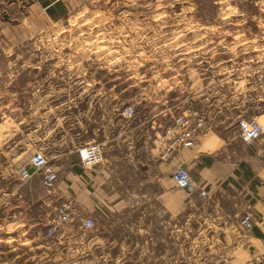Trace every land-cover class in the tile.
Listing matches in <instances>:
<instances>
[{
  "label": "rangeland",
  "instance_id": "1",
  "mask_svg": "<svg viewBox=\"0 0 264 264\" xmlns=\"http://www.w3.org/2000/svg\"><path fill=\"white\" fill-rule=\"evenodd\" d=\"M50 1L0 0V264L245 262L238 176L261 177L264 133L239 121L264 116V0H59L57 19ZM184 112L203 117L192 143L227 140L237 187L183 163L191 188L163 191L179 163L157 137ZM35 153L87 175L81 203L22 177Z\"/></svg>",
  "mask_w": 264,
  "mask_h": 264
},
{
  "label": "crops",
  "instance_id": "2",
  "mask_svg": "<svg viewBox=\"0 0 264 264\" xmlns=\"http://www.w3.org/2000/svg\"><path fill=\"white\" fill-rule=\"evenodd\" d=\"M58 1L59 0H51L49 3L45 4L44 7H46V9L49 6L53 7L51 3H57ZM197 145L191 143L190 146H184L179 150H172L166 154H163L161 151V156L167 154L169 157L171 156V168L180 162L184 164L191 163L193 165L194 163L198 165L199 175L196 176V183L200 186L212 187V189L221 188L222 183L227 178L228 185L233 188L237 187V184L235 183L237 180L236 178L244 176L242 179L245 182V185L248 188L252 187L251 197H253V200H250V197L248 198L247 190L242 188L239 189L238 196L240 197L241 195L243 197V201L239 208L245 207V209L247 208V212L251 213L253 227L251 229H244L246 230L244 233V243L246 244L247 250H244L245 256L243 259L245 258V262L239 264H264V243L262 241V236L264 234V166L260 168L259 173L261 177H257L256 180L250 181L249 175L243 173L239 174L237 177L233 173L237 168V162L231 160L227 156H222L223 149L227 146L226 139L221 138L216 133L210 132L204 135L203 145L201 141ZM205 154L210 157H206ZM204 159H207L209 163L206 162L205 164L203 162ZM66 167L67 166L62 164L55 165L54 169L58 172V180L53 187L48 188L50 189L49 192L53 197L63 198L69 203L75 201L81 203L82 198L85 196L84 185L87 175H84L81 170H67ZM250 168L253 169V167ZM170 175L171 173L167 175L163 174V176H159L157 179L164 192L175 193L176 190L173 184V179ZM179 203L180 202H178V204ZM172 206H177L176 201L173 202Z\"/></svg>",
  "mask_w": 264,
  "mask_h": 264
},
{
  "label": "built area",
  "instance_id": "3",
  "mask_svg": "<svg viewBox=\"0 0 264 264\" xmlns=\"http://www.w3.org/2000/svg\"><path fill=\"white\" fill-rule=\"evenodd\" d=\"M191 114H194L190 116ZM203 117L198 115L197 112L182 113L173 118L172 123L167 127L166 131L157 137L159 142L165 144L163 154L172 150H179L180 148L190 145L193 142L194 136L202 128ZM239 127L241 137L247 141H253L260 137L264 133V116L261 121L257 119L240 120ZM79 155L81 163L84 167H90L91 165L99 162L102 159V149L100 144H91L79 149ZM29 167H33V172H38L40 175L41 183L51 188L58 180V172L54 169L53 165L49 162L48 158L42 153H35L29 163L21 172L22 177H29L31 172ZM171 177L174 180L177 187L181 189H190L194 183V179L191 176L188 168L180 162L172 171ZM61 212L64 213L61 208ZM86 226H91L93 220L88 218L84 221ZM241 226L243 229H251L253 227L252 216L249 213H245L242 217ZM264 243V234L262 236Z\"/></svg>",
  "mask_w": 264,
  "mask_h": 264
},
{
  "label": "trees",
  "instance_id": "4",
  "mask_svg": "<svg viewBox=\"0 0 264 264\" xmlns=\"http://www.w3.org/2000/svg\"><path fill=\"white\" fill-rule=\"evenodd\" d=\"M57 4H60V2L58 1ZM52 9H53L52 6L47 7V12L49 13V15H50L51 17H53L54 19H57V17H56V16L54 15V13L52 12ZM63 14H64V12H63ZM74 169L77 170V171H80V170H81V169H76V168H74Z\"/></svg>",
  "mask_w": 264,
  "mask_h": 264
},
{
  "label": "water",
  "instance_id": "5",
  "mask_svg": "<svg viewBox=\"0 0 264 264\" xmlns=\"http://www.w3.org/2000/svg\"><path fill=\"white\" fill-rule=\"evenodd\" d=\"M29 171L30 172H33L34 171V168L33 167H29Z\"/></svg>",
  "mask_w": 264,
  "mask_h": 264
}]
</instances>
